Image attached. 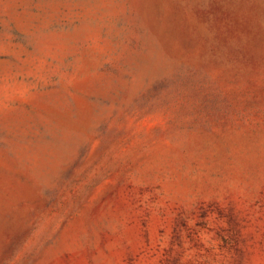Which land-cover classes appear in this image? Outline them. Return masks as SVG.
<instances>
[{
	"label": "rangeland",
	"instance_id": "1",
	"mask_svg": "<svg viewBox=\"0 0 264 264\" xmlns=\"http://www.w3.org/2000/svg\"><path fill=\"white\" fill-rule=\"evenodd\" d=\"M0 264H264V0H0Z\"/></svg>",
	"mask_w": 264,
	"mask_h": 264
}]
</instances>
